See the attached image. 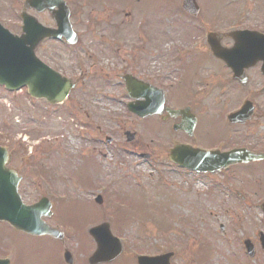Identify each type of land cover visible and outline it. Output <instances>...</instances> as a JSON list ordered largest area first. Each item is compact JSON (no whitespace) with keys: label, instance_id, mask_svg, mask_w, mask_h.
Listing matches in <instances>:
<instances>
[{"label":"flooded vegetation","instance_id":"obj_1","mask_svg":"<svg viewBox=\"0 0 264 264\" xmlns=\"http://www.w3.org/2000/svg\"><path fill=\"white\" fill-rule=\"evenodd\" d=\"M79 2L93 4L83 5L81 20L75 21L77 7L74 10V3L68 2L79 36L77 44L69 46L63 40L50 39L39 47L50 55L53 66L75 80V88L63 104L50 105L43 101L44 107L49 112H69L81 124L80 138L90 146L91 156L101 151L99 145L108 136L103 132L104 120L114 117L108 104L116 103L136 120H149L152 116L139 117V103L148 105L153 99L163 102L162 115L153 117L160 118L167 130L181 120L169 119L167 106L189 107L197 119L194 133L191 136L183 131L168 132L174 140L172 146L182 143L205 150H240V158L249 161L211 173V194L220 191L230 197L224 199L225 206H219L220 213H240L244 208L260 212L259 203L264 198V57L252 59L249 66L235 74L230 65L212 55L211 31L220 27H211V0L198 2L197 15L187 13L181 0ZM206 8L207 14H203ZM57 11L54 7L55 14ZM33 12L39 17L44 15L41 19L44 24L56 27L51 13ZM240 21L237 17L226 20L229 23L224 31L249 29L264 34V24L246 27ZM221 43L232 47L234 39L228 36ZM64 53L67 58H63ZM72 59L74 67L69 66ZM244 103L248 105L245 113L231 119L230 115ZM211 118L219 124V133L214 138ZM113 132L116 136H111L110 146L116 143L124 146L123 134ZM136 139L131 144L139 148V144L148 146L140 138ZM12 157L10 167L18 169L19 188L24 196L34 191L54 195L56 183L63 182L50 167L47 171L44 169L42 157L30 166L37 174H24L23 159L14 152ZM231 198L235 203H230ZM19 235L33 238L0 223V256L21 257L12 240H20Z\"/></svg>","mask_w":264,"mask_h":264},{"label":"rangeland","instance_id":"obj_2","mask_svg":"<svg viewBox=\"0 0 264 264\" xmlns=\"http://www.w3.org/2000/svg\"><path fill=\"white\" fill-rule=\"evenodd\" d=\"M79 1L81 0L70 1L74 3V7H77L78 10L74 15L75 21L81 20L83 5L93 4ZM6 2H23V0H0V9L3 8L2 4H6ZM200 2H210V0H200ZM3 9V12L0 10V22L16 33L15 20L12 22L11 13L6 14L9 12L8 8L4 7ZM231 17L240 18L239 23L246 27L257 25L256 23L258 25L264 24V0H211V27L224 28L229 23L224 21L229 20ZM41 18L44 19V17ZM14 28L15 30H13ZM39 55L45 60L51 61V57L46 51H40ZM62 56L67 58L66 53ZM69 62V66H71L73 59ZM15 96L17 98H14ZM27 99L30 100L25 90L22 93L13 94L0 88V132L2 133L0 141L7 143L9 146H16L15 148H21L23 150L21 157L33 161L38 160L39 157H42L41 155L47 158L45 152L40 149L43 148L41 145L46 140L53 143L54 139L57 138L56 145L45 144L44 148L59 149L60 147L61 153L58 156L52 154L51 158L46 160V164H53L58 169L59 174L66 177L72 175L79 180L80 172H77V170H81L79 169L82 164L81 159L84 157L83 154L86 155L90 151V146L83 139H73L76 127L65 111L60 113V116L57 113L46 117L41 115L40 119H44L43 127H41V134L36 137L37 134H34L32 130L36 131L41 122L37 124L31 119L33 116H39L40 113L39 110L30 106L31 102ZM114 111L121 117L118 127L120 132L133 129L142 132L150 131L147 132V137H151L150 150L148 151L155 161L153 164H148L139 160L137 156L131 157L127 152L117 149L106 151L102 148L103 157L97 154L99 169L101 170L100 175L95 174V178L98 179L97 189L103 191L102 194L104 200H106L100 214L106 213L107 216L100 215L96 221V212L87 199L84 200V196H82V198H78V201L64 205L59 215L61 220L57 217L53 221L54 224L55 222L59 223L58 221H61L62 224L69 223L68 225H72L76 230L73 235L72 228L69 227L71 236L68 239L70 249L76 258V264H86L84 258L91 253L86 254L81 251L82 245L91 248L92 242L88 237L84 239L80 235L87 233L88 225H95L104 221H109L113 233L122 239L123 244L127 241L129 246V250L125 248L121 257L115 260L113 264H134L137 250H140L137 254L147 255L174 251L176 253L173 260L174 264H264V253L260 249L255 234L259 230L264 231V224L259 222L262 214L258 211L242 209L239 210L240 213L229 211V214H223L218 212L219 206L223 204L222 201L229 199V196L218 192L216 195L217 200L212 201V195L209 194L211 186L209 178H195V176L184 174L176 168L164 165V159H166L170 144L166 145L170 142L172 135L167 137L163 135V125L158 119L152 118L150 122H142L124 116L117 106L114 107ZM215 122L216 120L211 118L212 138L219 133V124ZM114 127H117L115 122L104 120V133L111 134L115 130ZM59 157L65 159L60 163ZM25 168L27 173H31L32 169L27 170L28 166L26 165ZM111 171L116 176L115 190L128 192L125 199H119L114 205H112L110 199H112L111 197H119L118 193L112 191L108 194L107 190L104 189L109 186L108 183L112 179L109 176ZM149 175L152 177H149ZM81 176L83 181H86L90 176V170L83 169ZM99 176L100 178H98ZM159 177H162V179L159 180ZM70 179L75 180L71 177ZM262 184L264 186V183ZM77 185L76 181L65 184L64 188L58 184L59 195H57V199L63 194H70V192L73 193V197L77 198L74 195V193L77 194ZM94 191L95 189L89 193L94 194ZM146 191L149 193L155 192L156 194H151L150 199L149 195L132 194L133 192ZM33 195L31 194L32 198ZM169 197L174 198L170 204L167 201ZM114 212L117 215H129L130 223L128 227L121 228L120 225L117 226L114 223L113 218L110 216V214L114 216ZM62 220L66 222H62ZM237 222L241 227L239 231L243 232V234L240 233L241 237L238 232L232 230ZM253 223L256 224V227L247 230L253 226ZM220 224L225 226V234L220 230ZM63 226L65 227V225ZM141 227H144L146 231H143ZM137 234H141L146 238V246L143 244L138 249L133 240ZM19 237L20 240L18 238L12 239L15 242L13 246L19 248L21 255L17 264H62L59 252L61 248L51 239L30 238L21 235ZM240 238H251L255 243L256 256L253 259H248L244 255L245 251ZM229 239L230 241H228Z\"/></svg>","mask_w":264,"mask_h":264},{"label":"water","instance_id":"obj_3","mask_svg":"<svg viewBox=\"0 0 264 264\" xmlns=\"http://www.w3.org/2000/svg\"><path fill=\"white\" fill-rule=\"evenodd\" d=\"M39 1L40 0H29L28 2H33L34 4V2ZM183 2L187 9L197 10L196 0H183ZM26 23L28 25L27 29L29 30L30 23L32 22L27 20ZM59 23L63 25V28L69 27L70 25L67 17L66 20L59 21ZM44 34V32L41 33L40 38H36L35 40L28 35L17 38L11 35L8 31L2 29L0 26V83L6 84L12 89L19 88L22 85H28L32 95L40 96L42 94L47 98H51L55 96L54 93L59 91L60 86L66 81L62 91L58 94L57 101L60 102L68 93L71 83L69 80L65 79V81H63L64 79L62 80L61 78H58L57 81H59V83L55 86V81H53V79L57 76V74L36 59L34 50L37 45V41H40L43 37H45ZM241 37L242 35L240 34L236 38L241 39ZM211 47L216 57L221 58L222 60H226L229 57V52L221 49L218 39L215 36L211 37ZM236 47L246 48V51H242L241 53L232 51L230 52L231 56L239 54L246 57L253 53L251 52L252 49L250 45L247 43L245 44L241 42L239 45L236 44ZM51 80L53 81L52 84ZM154 112L155 111L153 110L152 113ZM176 113L179 114V112ZM181 154L186 156L191 155L190 152L180 150L179 153H177V151H173L170 157L174 161L188 165L198 171H211V169L213 170L215 168L211 165L212 163L209 164V162L201 165H198V163L194 164L185 162L183 161ZM205 158L209 159L207 156H205ZM217 163L220 164L221 161H218ZM9 183H11V181H9ZM16 192L17 190H10L12 198H15ZM17 204V210L15 212L11 209V202H8L7 206H5L6 211L3 212L4 208H1L0 213H2V215L0 214V219H7L16 228L30 234H49L57 238H62V235L57 230H53L41 222L40 217L42 214L37 213L39 205L25 207L21 204V201L18 198ZM90 233L98 243L97 250L89 259L90 264L111 262L121 254L122 246L116 238L111 236L108 224L96 227L92 229ZM261 241L264 248V236H262ZM249 244V248L252 249L251 253L253 254V246L251 243ZM173 255V253H167L157 257L141 256L138 258V264H170V259ZM67 261L69 263H73L72 256L69 253L67 254Z\"/></svg>","mask_w":264,"mask_h":264}]
</instances>
